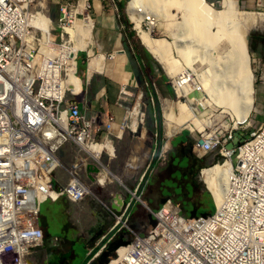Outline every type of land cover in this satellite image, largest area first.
<instances>
[{
    "label": "built area",
    "instance_id": "obj_1",
    "mask_svg": "<svg viewBox=\"0 0 264 264\" xmlns=\"http://www.w3.org/2000/svg\"><path fill=\"white\" fill-rule=\"evenodd\" d=\"M47 1L0 0V264H38L32 256L45 243L40 223L45 201L64 197L77 203L102 195L109 185L102 176L103 159L112 154L104 144H113L115 116L105 112L100 102L91 109L85 97L78 99L84 96L83 90L70 81L68 56L50 52L72 42L66 38L67 29L80 14L91 16L92 2L52 0L58 8L57 22L53 20L46 31L36 17L39 11L50 16ZM102 1L117 7L115 0ZM153 20L146 15L141 26ZM55 32H59L60 43ZM79 51L84 50L75 55L77 75ZM253 63L264 80L262 63L254 58ZM178 78L189 88L177 95L179 98L205 97V87L196 73ZM126 88L120 90V106ZM196 92L201 96L192 95ZM106 116L108 121L102 125ZM241 129H249L250 138L228 147L235 131ZM200 132L194 143L198 157L217 150L218 163L231 164L218 202L211 191L215 211L187 216L170 197L157 210L152 209L136 195L145 172L135 192L131 191V200L96 246L104 243L102 252L119 238L123 228L129 231L130 237L124 236L128 242L116 248L107 261L97 260L100 252L86 264H264V121L256 123L249 117L242 122L234 120L224 130L206 132L204 128ZM68 145L76 150L65 166L67 182L61 183L56 171L64 167L62 154ZM134 196L155 219L154 225L142 231L129 222ZM54 241L59 247L57 237Z\"/></svg>",
    "mask_w": 264,
    "mask_h": 264
},
{
    "label": "rangeland",
    "instance_id": "obj_2",
    "mask_svg": "<svg viewBox=\"0 0 264 264\" xmlns=\"http://www.w3.org/2000/svg\"><path fill=\"white\" fill-rule=\"evenodd\" d=\"M130 1L131 0H125L122 2V18L125 21H128L126 25L130 27V29L135 33V37L131 38V42L133 45L137 43L143 57L145 58L149 74L148 77H146L142 73L141 67L138 64L132 49L129 48V51H127L129 52L128 54H130L129 56L134 64L136 73L140 77V83L135 85L134 87L127 86L126 91L130 92V94H122L124 99V101L122 102V106L118 104L120 103L118 99L116 106L120 110L117 108V111H120L122 113L121 115L117 113V115H119L120 117H125V120H122L123 125L121 123H118L114 126V129L119 131H126L130 129L129 127H131L134 130H137V135H144V137H148L149 141H151L150 152L146 155L143 167L133 171L130 166L124 165L126 164V160H123L127 155L126 147L116 142L114 143L113 141V145L115 147L114 155L106 156L103 161L107 166H109L113 174L121 176L124 183H121L119 180L115 179L112 183H109L102 195H99L98 197L92 195L81 202L74 203L65 199L64 197H61L57 201H52L49 199L42 204L40 223L44 229L45 243L32 256V260L39 262V264H44L47 258L50 259L52 257V251L55 248V237L58 238V242H60L61 244V246L59 247L61 251L72 250L73 248L74 255L69 257L67 264H86V261L90 256V248H93L94 246L96 247V243L99 241L102 235L105 234L106 231L108 232L110 225L115 224L116 222V217L113 214V210L111 208L110 201L112 200V198L110 194H125L126 201L129 202L132 198L131 191H135V189L138 187L142 176L146 172L149 163L152 161L154 152L153 150H155L157 144L159 143L157 115L159 109L161 111L163 124L161 152L156 160L155 165L153 167H150V173L145 174L143 180L145 184L143 185L142 189L138 190L137 193L141 196V199L144 202L145 198L148 196L153 200L154 204H150L151 208H155V206H157L161 202H164V199H167L169 197H172L175 201H177L176 199L180 200V198L183 197L185 200H188L192 204H194L198 203L199 199L202 198L205 189H207L211 193L208 185L203 180L202 170L212 168L219 164L218 160L220 159V154L217 150L210 151L205 156H203L201 166L198 167V171L195 170L194 180L198 184L193 191L194 194H189L185 191L183 195H181L176 191L174 187H171L173 186V184H169L172 182L176 185H181L183 188V185L186 182L185 169L183 166V162L180 161V157H182L180 146L173 144V140L176 139L177 141H179L182 139L181 135L185 134L188 136L189 140L194 143L196 138L201 136L200 131L203 130H201L195 124L194 119H192L191 117L187 118L182 113V104L189 105V101L192 97L187 100L179 98L177 96V94L179 95V93H176L175 89L173 88V82L175 78V81H177L179 79L178 75H180V72L182 71L178 72L176 75L169 74L168 71L163 68L162 64L157 61V58L155 59V57L147 50L140 39V33L138 31L139 29L137 30L134 27V22L133 20H131L127 13L128 4ZM208 1L216 9H225L223 0ZM238 2L241 10L246 12L252 11L244 8L241 0H239ZM45 5L50 11V17H52L56 24V17L58 16L57 6L52 0H48ZM171 13L174 15V18L171 21L173 24L171 25L170 29L167 28L164 24L160 25V23H156L151 27L148 22H143V28L149 30L151 32V35L157 39H166L168 41H173L174 38L171 34L173 32L179 34L181 38L184 37L185 39H187V43L189 42V44L195 42L193 44H195L194 47L197 49L198 54L206 58L203 62L197 61V64H194L196 70H200L201 72L203 71L201 75H198L201 79V82H214L213 85L216 91H218L219 93H223L224 90L228 92L234 91L235 97L240 100V97L243 96L241 92V86L238 83L236 84L233 82L231 77L232 67L229 68L232 65L230 64V61L229 63H226L228 61V57L232 54L231 46L228 41L223 37V39L221 38V41L217 43V49L222 54V60H214L212 54L214 49L212 47H208L207 45L204 46V43L200 40L199 42L198 38L191 36L192 34L188 29L180 27V23L184 21L183 10L172 7ZM234 17L237 18V21L242 22V19L240 20V14ZM255 28H252L247 36L249 48L250 34ZM92 30L93 40L91 44L86 47L87 49L84 48V45L80 38V40L77 41L78 44L82 46V49L84 51L78 52L77 70L79 76L76 74V79L78 81V87L80 89L82 88V95H84L78 96L77 98L81 99L82 97H85L90 103V108L94 109L93 106H96V104L92 102V99L94 98L96 86L100 85V81H94L92 77L90 82H88L89 74L87 73V71L91 66V58H94V56L96 57V55L103 53V51H97L96 27ZM214 30L216 31L217 29ZM54 36L57 39V42L60 43L59 32H55ZM66 36V38L69 39V36ZM68 45H73V42ZM249 52L251 55V65L255 74L254 84L256 89V96L259 78L257 72L255 71L251 49H249ZM175 56L179 58L177 53H175ZM150 80H152V82ZM175 88L177 90L176 86ZM152 89L155 90L157 98H153L154 94ZM188 90L189 88L187 87L185 90H183V94H185ZM192 95L201 96V94H199L198 92L192 93ZM193 99L198 100V98L196 97H194ZM207 99L208 98L204 97L201 100L205 102L207 101ZM99 101L103 104L101 99ZM200 109L201 113L199 115L203 119V121L202 119L201 121L203 123L208 119L211 121L210 125L205 126L206 132H210L214 129L224 130L232 125L233 121L235 120H231L232 113L227 112L228 110H231L224 105L212 104L207 108L201 106ZM258 110L259 107L255 101V107L250 116L252 120L254 119L253 117L256 116L255 111ZM105 112L109 113V115H113L110 109L105 110ZM127 115L129 117V127L124 126L127 125ZM185 118L188 120H186ZM107 121V116L102 117V125H105ZM249 133V129H241L235 131V139L228 144V147L233 148L237 146L239 142L249 139ZM106 147L108 149H111L110 145H106ZM75 150L76 148L74 145H68L63 150L62 159L64 167L56 171L58 172L56 176L59 178L61 183L67 182L65 166H68L71 163ZM135 151L140 152V148L134 149V152ZM116 154L118 158L115 157ZM173 154L174 156H179L180 160L178 161L180 162V164L179 162L174 164L175 160ZM193 154L197 155V151L194 148H192L191 151L192 156H194ZM139 163L140 162L138 160L137 164ZM169 180H171V182H168ZM166 185L171 186L170 188H167ZM133 201L134 203L132 205L131 216L129 220L130 226H132L136 230L142 231L148 226H151L152 223L155 222V219L152 213L142 203L136 201V199H134ZM179 203L183 206L181 202ZM98 221H101V227L99 231L93 229V227H95L96 225V222ZM121 235L130 237L127 228L122 229L119 237H121ZM94 256L95 255L93 254V257Z\"/></svg>",
    "mask_w": 264,
    "mask_h": 264
},
{
    "label": "bare ground",
    "instance_id": "obj_3",
    "mask_svg": "<svg viewBox=\"0 0 264 264\" xmlns=\"http://www.w3.org/2000/svg\"><path fill=\"white\" fill-rule=\"evenodd\" d=\"M223 3L225 9L220 10L216 9L208 0H131L128 4L127 13L131 20L135 21V26L139 29V36L142 43L155 59L157 58V61L162 64L163 68L169 74L176 75L182 71L180 74H185V76L191 75L192 73L201 75L203 71L196 70L194 64L197 61L203 62L206 58L198 54L197 49L194 47L195 44H193L195 42L189 44V42L187 43V39L184 37L181 38L177 33H171L174 38L173 41L153 37L149 30L141 26L143 18L146 15L154 19L153 22H148L151 27L156 23H160V25L164 24L170 29L173 24L171 21L174 18V15L171 13V8L182 9L184 12V21L180 23V27L188 29L192 35L189 34L198 38V41L203 42L204 46L212 47L214 49L212 53L214 60H222V54L217 49V43L221 41V38L223 39L224 37L230 44L232 54L228 57L226 63L230 61L232 66L229 68L232 67V80L241 86L243 96L239 100L235 97L234 91L228 92L224 90L223 93H219L213 85L214 82L203 81L205 98H208L207 101L203 102L201 99L194 100L191 98L189 105L182 104L183 115L187 118L191 117L194 119L195 124L201 130H204L205 126L211 124L209 119L204 123L202 122L203 119L199 115L201 113V106L207 108L212 104L224 105L231 110L227 112L232 113V117L236 122H242L246 118H249L255 107V74L251 65L247 36L252 28L262 26L263 18H260L257 13L241 10L237 0H223ZM140 7L143 9L142 13L138 11ZM238 14H240V20L242 19V22L237 21V18L234 17ZM36 20L45 27L46 31L51 28V23L53 22L52 17L45 11H39ZM92 25V19L89 16L82 18V14H80V17L76 19L73 26L67 29V35L69 36V40L73 42V45L63 44L58 48L50 50L51 53H66L69 61L72 63L69 73L70 81L75 83L77 88L79 87L75 74V55L79 49H82V46L77 41L81 39L84 48L87 49L86 47L91 44L93 39L92 29L94 26L92 27ZM214 29L217 30L215 31ZM45 36L48 37V34L45 33ZM175 53L178 54L179 58L175 56ZM104 61L103 55L91 58L88 78H91L95 72H102L104 70ZM176 87V93H179V95L177 94L178 96H182L183 90L187 88L180 79L176 81ZM124 95H129V92L125 91ZM126 118L127 125L124 126L129 127V117L127 116ZM107 143L104 144L105 148H107ZM93 147L96 150L99 149V146ZM230 168L231 164L227 162L202 170L203 180L213 192L216 202L220 200L224 183L227 180L226 174ZM102 176L107 181L110 176V170L104 169Z\"/></svg>",
    "mask_w": 264,
    "mask_h": 264
},
{
    "label": "crops",
    "instance_id": "obj_4",
    "mask_svg": "<svg viewBox=\"0 0 264 264\" xmlns=\"http://www.w3.org/2000/svg\"><path fill=\"white\" fill-rule=\"evenodd\" d=\"M115 1L117 7L113 6V4L107 1L103 2L102 0H91L92 8L90 10V13L92 15L90 16L93 24L92 27L93 26L94 28L96 27L97 51H103V53L98 55L99 56L103 55L105 60L104 70L102 72H95V75L91 76V78L93 77L94 81H100V85L96 86V90L93 98L94 100L92 99V102H94L97 105V103L100 102L99 100L101 99L103 105L105 106V110L110 109L111 113H113V115L115 116L116 121L114 126L117 125L118 123H121L123 125V121L125 120V117L119 116L121 115L122 112L117 111L119 108L116 106L120 96L121 88L123 86L134 87L135 85L140 83V77L136 73L134 64L129 56L130 54H128L129 53L128 49L129 48L132 49L133 54L140 67L142 64L146 65L145 58L143 57L140 49L138 50L137 53L133 49L132 46L133 44L129 36V32L131 31V29L126 25L125 20L122 18L121 8H122V2L125 0H115ZM241 1L244 8L248 10H252L251 12L257 13V15L260 18H263L262 26L256 27L255 29L252 30L250 34L249 43H250L252 57L256 59L257 62L262 63L261 64L263 68L262 74L264 75V0H241ZM98 55L96 56L98 57ZM260 73L261 72L258 69L257 75L259 78V82L256 92V103L259 107V110L255 111L256 116L253 117L254 118L253 120H255L256 123H260L264 121V80L260 78ZM88 82H90L89 78H88ZM117 113H119V115H117ZM129 128L132 130L130 129L126 131L115 130L113 132L112 138L114 143L116 142L126 147L127 155L123 159L126 160V164L124 165L130 166V168H132L134 171L136 169H140L143 167L146 155L150 152L151 141H149L148 137H144V135L141 136L137 135L136 132L137 130H134L131 127ZM181 136L182 139L179 141L174 139L173 144L180 146V151L182 153L181 154L182 157L180 161H183L184 169H187L189 172L188 174L185 173V178H186V182L184 183L185 188H182L181 185H176L172 183L171 180H169L168 182H171L169 184L171 185L173 184V186L166 185V187L167 188H170V186L174 187L176 191L181 195H183L185 191L189 194H194L193 191L197 187L198 183L194 181L193 171L189 169L191 166H193L195 160H196L195 167H200L203 159L194 158V156L191 155V152L189 155L185 154L186 152L185 149H183V147L184 148L186 147L185 142L187 141V137H186L187 135L183 134ZM107 145H110L111 149H108L110 154L114 155V151H115L114 145L111 143H107ZM137 148H140V152H136L137 150L134 152V149ZM115 157L118 158L117 154ZM183 157H185V159ZM138 160L140 162L139 164H137ZM104 169L110 170L111 177L109 176V178L107 179V183H112L115 179L119 180L121 183H124L121 176L113 174L109 166L106 165ZM185 185L190 186L191 188L194 185L193 191L191 192L190 190H188V188H186ZM182 189H186V190H182ZM205 191L208 190L207 189L204 190L202 198H204L206 195ZM110 196L112 198V200L110 201L111 208L113 210V214L116 216L117 208L123 210L124 207L123 200L124 198L126 199V195L120 193L115 195L111 193ZM176 200L183 204L182 206L179 202L174 200L183 208V210H186V208H188L192 211V213L199 212V208L197 206L199 201L198 203L192 204L190 201L185 200L183 197H181L180 200L179 199ZM145 202H147L149 206L150 204H154L153 200L149 196L145 198ZM162 203L163 202H161L160 204L155 206V208L152 209L157 210L162 205ZM113 225L114 224L110 225L109 229ZM48 261L49 259L47 258L44 264H47ZM37 263L39 264V262Z\"/></svg>",
    "mask_w": 264,
    "mask_h": 264
},
{
    "label": "trees",
    "instance_id": "obj_5",
    "mask_svg": "<svg viewBox=\"0 0 264 264\" xmlns=\"http://www.w3.org/2000/svg\"><path fill=\"white\" fill-rule=\"evenodd\" d=\"M121 11H122V8H121ZM126 22V24H127V22L128 21H125ZM135 35V33H134V31H130L129 32V36H130V38H133V36ZM133 46V49L135 50V52L137 53L138 52V50H139V47H138V45H137V43H135L134 45H132ZM141 70H142V72H143V74L146 76V77H148V74H149V70H148V68H147V66L146 65H141ZM151 82H152V80H151ZM153 96H155V97H157V95H155V91H153ZM187 137V141L185 142V148L183 147V149H185V154H187V155H189L190 154V152L192 151V148H194V143L193 142H191L190 140H189V138H188V136H186ZM194 155V158H197V159H199V157L197 156V155H195V154H193ZM173 156H174V154H173ZM181 158V157H180ZM180 158H179V156H177V155H175L174 156V160H175V162H174V164H176L177 162H179L178 160H180ZM184 159H185V157H183ZM200 159H202V158H200ZM181 162H183V161H181ZM155 163H156V160L152 163V165H151V167H153L154 165H155ZM179 164H180V162H179ZM196 166V160L194 161V163H193V166H191L190 167V169L189 170H191V171H193V174H194V172H195V170L196 171H198V167H195ZM185 173H189L188 172V170L187 169H185ZM195 181V180H194ZM184 186V185H183ZM186 186V188H188V190H190L191 192L193 191V187H194V185L192 186V188L190 187V186H187V185H185ZM183 188H185V187H183ZM205 197L204 198H202V199H200V201H199V203L197 204V206H198V208H199V212H197V213H192V211L190 210V209H188V208H186V210H183V212H184V214H186L187 216H191V215H193V216H199L200 214L201 215H207V214H211V213H213L214 211H215V208H216V206H215V202H214V200H213V197H212V195L210 194V192L209 191H205ZM187 207V206H186ZM183 209V208H182ZM154 223L155 222H153L152 223V225H154ZM151 225V226H152ZM100 248H99V246H97V247H95L94 248V251H93V253L89 256V258L87 259V261L93 256V254H95L98 250H99ZM114 254H115V250L113 249V248H111L110 247V243L105 247V249L100 253V255L98 256L99 258H97V260L99 261V262H105V261H107L109 258H111V257H113L114 256ZM86 261V262H87Z\"/></svg>",
    "mask_w": 264,
    "mask_h": 264
},
{
    "label": "water",
    "instance_id": "obj_6",
    "mask_svg": "<svg viewBox=\"0 0 264 264\" xmlns=\"http://www.w3.org/2000/svg\"><path fill=\"white\" fill-rule=\"evenodd\" d=\"M148 50V49H147ZM149 51V50H148ZM123 52H125V51H123ZM150 52V51H149ZM90 79L91 78H89V81H90ZM151 81V80H150ZM153 91H155L154 89H152ZM156 95V94H155ZM155 96H153V98H154ZM155 98H157V97H155ZM157 115H158V135H159V143L157 144V147L155 148V150H154V152H153V157H152V161L149 163V165H148V168H147V170H146V173L145 174H149L150 173V167H151V165H152V163L155 161V160H157V158H158V156L160 155V152H161V148H162V141H161V139H162V127H163V124H162V115H161V111H160V109L158 110V113H157ZM94 170H97L96 168H93ZM144 180V179H143ZM145 184V182L143 181V184H142V186H141V188L140 189H142V187H143V185ZM138 197L140 196L138 193L136 194ZM134 199H136L135 198V196L133 197V199H132V202H131V205H130V210L132 209V205H133V203H134ZM136 201H137V199H136ZM127 203V201H126V199L124 198V200H123V206L125 205ZM121 210L122 209H116V215H119L120 213H121ZM112 236V233L111 234H109L108 235V237L106 238V240H108L110 237ZM128 241L124 238V236L123 235H121V237H119L118 239H116V240H114V241H112V242H110V247L111 248H113L114 250L116 249V248H118L120 245H122V244H126ZM104 244V243H103ZM102 244V245H103ZM101 245V246H102ZM99 246V250L97 251L98 253H95L94 255H96V254H99L100 252H101V246L100 245H98ZM97 247V246H96ZM95 248V247H94ZM93 251H94V249H93ZM93 251L89 254V255H91L92 253H93ZM68 254H70V253H68ZM68 254L67 255H63V260L64 259H66L67 257H68ZM93 257V256H92ZM91 259V258H90ZM89 259V260H90ZM88 262V261H87ZM86 262V263H87Z\"/></svg>",
    "mask_w": 264,
    "mask_h": 264
},
{
    "label": "flooded vegetation",
    "instance_id": "obj_7",
    "mask_svg": "<svg viewBox=\"0 0 264 264\" xmlns=\"http://www.w3.org/2000/svg\"><path fill=\"white\" fill-rule=\"evenodd\" d=\"M100 227H101V221H98V222H96V225H95V227H93V229L99 231ZM60 246H61V244H60ZM59 247H55L53 249L52 257L49 259L47 264H67L69 257L74 255L73 248H72V250L61 251L59 249ZM68 253H70V254H68ZM67 254H68V257L63 260V255H67Z\"/></svg>",
    "mask_w": 264,
    "mask_h": 264
}]
</instances>
